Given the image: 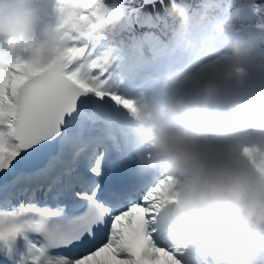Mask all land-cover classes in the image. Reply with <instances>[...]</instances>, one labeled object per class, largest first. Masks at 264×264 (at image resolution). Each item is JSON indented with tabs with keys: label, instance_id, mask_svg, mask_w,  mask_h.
I'll return each instance as SVG.
<instances>
[{
	"label": "clouds",
	"instance_id": "clouds-1",
	"mask_svg": "<svg viewBox=\"0 0 264 264\" xmlns=\"http://www.w3.org/2000/svg\"><path fill=\"white\" fill-rule=\"evenodd\" d=\"M249 6L239 0L219 19L216 0L195 9L172 0L174 45L191 58L190 68L218 45L227 51L201 77L169 71L158 94L127 99L125 108L145 149L139 162L159 174L163 200L155 215L170 210L174 249L209 244L214 264H247L246 254L264 246V95L250 99L239 91L249 74L264 75V55L254 50L264 22L236 27ZM124 16L122 0H0V75L19 71L18 61L32 78L78 61L103 75L111 57L98 52L100 41L105 33L119 36ZM202 25L208 31L194 37L193 27ZM224 96L226 107L214 108Z\"/></svg>",
	"mask_w": 264,
	"mask_h": 264
},
{
	"label": "snow or ice",
	"instance_id": "snow-or-ice-1",
	"mask_svg": "<svg viewBox=\"0 0 264 264\" xmlns=\"http://www.w3.org/2000/svg\"><path fill=\"white\" fill-rule=\"evenodd\" d=\"M17 68L0 75V201L7 206L26 196L29 202L0 208V261L180 264V250L157 246L148 230L163 200L160 177L139 162L145 149L109 72L91 71L87 61L66 62L36 78L23 61ZM97 123L106 126L120 158L135 156L138 172L149 180L110 193L109 203L98 198L108 149L100 151L101 142L90 135ZM38 192L55 207L35 203Z\"/></svg>",
	"mask_w": 264,
	"mask_h": 264
},
{
	"label": "rangeland",
	"instance_id": "rangeland-1",
	"mask_svg": "<svg viewBox=\"0 0 264 264\" xmlns=\"http://www.w3.org/2000/svg\"><path fill=\"white\" fill-rule=\"evenodd\" d=\"M219 1L220 5V11L219 13H226L231 15L235 8L237 7L239 0H216V2ZM123 6H128L127 8H131V11L127 12L128 18L134 20L136 18V14H142L144 10L147 9L145 6H142V0H122ZM249 5L251 6V10H247L243 16L240 18L239 21H241V24H249L248 21L251 23L252 20L256 21L257 23L264 22V0H249ZM151 6V5H150ZM139 19V18H138ZM256 23V24H257ZM256 24H251V25H256ZM257 35L260 34L262 40H264V31H259L257 30ZM264 43V42H263ZM261 44V43H260ZM262 45V44H261ZM263 46V52L262 55H264V45ZM260 48H262L260 46ZM211 64V63H210ZM208 64V66L210 65ZM264 247V246H263ZM247 257V254H246ZM258 257V256H257ZM247 259V258H246ZM264 264V259L263 262Z\"/></svg>",
	"mask_w": 264,
	"mask_h": 264
},
{
	"label": "bare ground",
	"instance_id": "bare-ground-1",
	"mask_svg": "<svg viewBox=\"0 0 264 264\" xmlns=\"http://www.w3.org/2000/svg\"><path fill=\"white\" fill-rule=\"evenodd\" d=\"M163 1H165V0H162V2ZM169 1H171V0H166V2L168 3ZM158 3H160V1H158L156 4H158ZM159 8H160V6H159ZM158 8V10H159V12H160V9ZM206 61H210L209 59L208 60H206ZM250 257L252 256V255H254V256H258V258H256L255 259V262L256 263H261V262H263V259H264V247L263 246H261L260 248H258V249H256V250H254V251H252L251 252V254H248ZM252 258V257H251ZM250 264H254L253 262L252 263H250Z\"/></svg>",
	"mask_w": 264,
	"mask_h": 264
}]
</instances>
